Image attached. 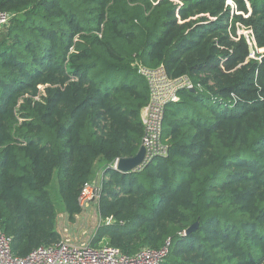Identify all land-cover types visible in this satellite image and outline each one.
<instances>
[{
  "label": "trees",
  "instance_id": "obj_1",
  "mask_svg": "<svg viewBox=\"0 0 264 264\" xmlns=\"http://www.w3.org/2000/svg\"><path fill=\"white\" fill-rule=\"evenodd\" d=\"M0 12L13 15L0 30V231L16 257L61 241L57 205L75 221L101 163L97 211L114 222L94 246L133 256L171 241L161 264H264V62L238 34L264 49V0H0ZM135 63L195 93L166 107L168 156L123 174L109 166L139 151L150 98Z\"/></svg>",
  "mask_w": 264,
  "mask_h": 264
},
{
  "label": "built area",
  "instance_id": "obj_2",
  "mask_svg": "<svg viewBox=\"0 0 264 264\" xmlns=\"http://www.w3.org/2000/svg\"><path fill=\"white\" fill-rule=\"evenodd\" d=\"M230 3V2H229ZM231 4V3H230ZM13 15L0 12V30L6 27ZM238 32L239 35L249 32L248 42L250 47L257 50L251 53L250 58L261 62L264 57V49L256 47L255 39H249L251 30ZM139 75L148 83L150 98L143 108L141 117L144 124V137L142 146L146 155L142 164L136 171H142L156 158H166L169 147L163 140V121L166 107L180 101V92L192 90V81L184 76L171 78L163 66L147 68L141 63H135ZM43 90V88H41ZM118 160L111 167L116 170ZM101 184L94 179L87 183L80 196V205L85 208L89 203L98 200ZM106 225L112 224V218L107 219ZM186 234V233H185ZM171 241L166 242L160 250L144 248L133 256L125 255L119 248L108 243L101 247H94L88 243L73 242L68 238L67 231L61 241L52 246L39 247L26 257H16L12 252V239L0 231V264H161L169 254Z\"/></svg>",
  "mask_w": 264,
  "mask_h": 264
},
{
  "label": "crops",
  "instance_id": "obj_3",
  "mask_svg": "<svg viewBox=\"0 0 264 264\" xmlns=\"http://www.w3.org/2000/svg\"><path fill=\"white\" fill-rule=\"evenodd\" d=\"M60 218H65L67 220L66 222L69 223V228H60V224L58 223ZM103 224H106V222L101 220L97 211V200H94L83 208V213L76 216L73 222L69 220L68 215L64 213V211H61V214H58L57 231L60 233L61 237H63L64 231H67L68 238L73 242L88 243L94 246L93 242L98 227ZM105 243H107V241L102 240L94 247H101Z\"/></svg>",
  "mask_w": 264,
  "mask_h": 264
},
{
  "label": "water",
  "instance_id": "obj_4",
  "mask_svg": "<svg viewBox=\"0 0 264 264\" xmlns=\"http://www.w3.org/2000/svg\"><path fill=\"white\" fill-rule=\"evenodd\" d=\"M253 52H254L253 48L250 47V53H253ZM261 61L264 62V57L262 58ZM191 92L195 93V89H192ZM145 155H146L145 147L141 146L139 151L137 152V154L134 157L127 158V159H119L117 166H116V170L120 173H123V174L135 172L136 169L144 161ZM197 228H198V223L191 226L186 231L185 235L189 236L190 234L196 232Z\"/></svg>",
  "mask_w": 264,
  "mask_h": 264
},
{
  "label": "rangeland",
  "instance_id": "obj_5",
  "mask_svg": "<svg viewBox=\"0 0 264 264\" xmlns=\"http://www.w3.org/2000/svg\"><path fill=\"white\" fill-rule=\"evenodd\" d=\"M247 30L243 31V32H246ZM249 32H246L244 35H248ZM104 167L101 163H98V166H96V174H95V180L97 181V183L100 185L101 184V181H102V177H103V173H104ZM53 198L55 200V203L57 205V203L59 202V198L56 194H53ZM57 209H58V214H61V211H63V206L61 204L57 205ZM67 220L65 218H60L59 220V224H60V228H63V227H68L69 226V223L66 222ZM65 225V226H64ZM69 228V227H68Z\"/></svg>",
  "mask_w": 264,
  "mask_h": 264
}]
</instances>
